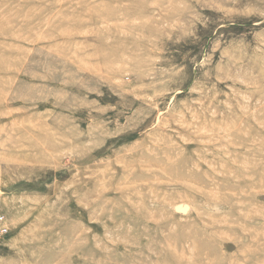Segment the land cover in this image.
I'll return each instance as SVG.
<instances>
[{"label":"rangeland","instance_id":"rangeland-1","mask_svg":"<svg viewBox=\"0 0 264 264\" xmlns=\"http://www.w3.org/2000/svg\"><path fill=\"white\" fill-rule=\"evenodd\" d=\"M0 264H264V0H0Z\"/></svg>","mask_w":264,"mask_h":264}]
</instances>
